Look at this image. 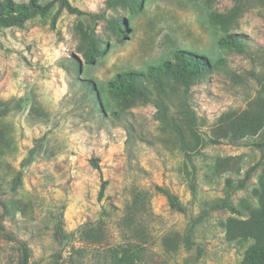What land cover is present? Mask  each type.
<instances>
[{
    "label": "rangeland",
    "instance_id": "374dc122",
    "mask_svg": "<svg viewBox=\"0 0 264 264\" xmlns=\"http://www.w3.org/2000/svg\"><path fill=\"white\" fill-rule=\"evenodd\" d=\"M69 1L98 13L93 37L89 17L61 8L60 0L23 27H0V212L16 237L0 234V264H19V241L32 264H120L117 254L127 248L137 251L136 264H240L251 241L234 238L230 221L245 220L264 194V152L245 143L253 128V138L264 136V0ZM214 13L229 16L226 30L211 22ZM228 33H239L247 51L220 46ZM96 37L103 54L91 62ZM179 48L214 64L185 98L193 113L166 123L151 102L117 117L108 82L117 73L146 72ZM175 124L199 141L191 155ZM228 129L237 138L223 137ZM249 169L245 188L227 186ZM159 186L187 213L173 209ZM227 196L241 215L211 208Z\"/></svg>",
    "mask_w": 264,
    "mask_h": 264
},
{
    "label": "trees",
    "instance_id": "16d2710c",
    "mask_svg": "<svg viewBox=\"0 0 264 264\" xmlns=\"http://www.w3.org/2000/svg\"><path fill=\"white\" fill-rule=\"evenodd\" d=\"M144 0H119L124 4H136L141 5ZM61 8L68 10L72 14L79 16H87L90 19L89 31L87 35L90 37L94 35L93 22L96 20L98 13L85 11L79 7L73 5L69 0H60ZM57 3V0L43 2L42 0H29L28 2H18L16 0H0V27H23L26 22L37 17L46 15ZM229 16L222 13H214L211 15V22L223 27L229 25ZM114 26L122 34L123 24L120 21L113 22ZM102 37L95 39V45L89 50L90 61L94 62L96 57L103 54V50L100 48ZM218 44L222 47H229L238 50L239 52H246L247 45L242 39L239 33H228L223 37H220ZM78 69H83V65L80 61L76 62ZM214 64L210 62L207 56L191 51L186 48H179L174 52L172 59L166 60L158 65H150L146 72H121L117 73L115 78L110 80L107 84L108 92L113 100L116 102L117 110L115 114L117 117H121L124 111L136 106L139 103H156V106L160 109V118L166 123L170 120L182 115L184 119H187L188 115H191L189 103L185 100L188 97L190 88L196 83L204 80L212 73ZM170 93H172L170 95ZM170 95V97H169ZM178 96V112L176 115L171 114L170 109L172 105H175L174 96ZM240 130L242 128H253L251 125L237 126ZM173 128L179 133V138L182 143V148L186 149L185 152L191 155V151L195 150L199 141H195V144L186 139L185 133L182 129L175 124ZM194 135V129L191 127ZM253 135L245 142L248 145H253L264 152V136L253 138L258 135L257 130L253 128ZM230 130H226V134L223 137L237 138L236 134L230 133ZM248 136V135H247ZM246 136H242L244 138ZM210 142L219 143V137H211ZM92 163L96 168H99L98 162L93 159ZM227 160H222L219 164L221 168L225 169ZM253 169H249L246 172V176L242 179L228 178L227 186L230 189L239 188L243 189L247 186V180L251 175ZM195 187V183H192ZM163 194H165L173 209L187 213L185 205L180 201L178 196L171 192L168 188L159 186ZM105 187L102 188L100 196H103ZM212 209H230L232 212L242 214L241 209L232 202L230 196H227L221 200L214 202L211 205ZM4 216V212H0V234L8 236L10 239H16V237L7 231L1 225V219ZM199 218H192L191 226L188 229V233L185 236L186 242H191V234L194 232L195 226L198 224ZM229 233L234 238H242L243 240L251 241V244L245 251V255L240 264H264V194H262L261 203L259 207L253 208L248 213L245 220L230 221ZM58 234L60 237H66V234L61 226L58 227ZM23 250V258L19 264H32L31 253L28 245L23 241H19ZM123 252V250H122ZM133 256H138L137 251L131 248L124 250L122 255L117 254L116 260L120 264H136ZM139 257V256H138ZM63 264H68L64 262Z\"/></svg>",
    "mask_w": 264,
    "mask_h": 264
}]
</instances>
